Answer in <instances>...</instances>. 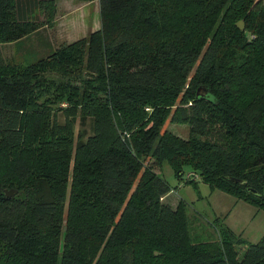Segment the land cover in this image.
<instances>
[{
    "label": "trees",
    "instance_id": "trees-1",
    "mask_svg": "<svg viewBox=\"0 0 264 264\" xmlns=\"http://www.w3.org/2000/svg\"><path fill=\"white\" fill-rule=\"evenodd\" d=\"M97 2L98 30L32 64L0 49V264H264V235L238 259L217 218L195 242L156 173L264 209V0ZM55 16L54 0H0V46Z\"/></svg>",
    "mask_w": 264,
    "mask_h": 264
},
{
    "label": "rangeland",
    "instance_id": "rangeland-1",
    "mask_svg": "<svg viewBox=\"0 0 264 264\" xmlns=\"http://www.w3.org/2000/svg\"><path fill=\"white\" fill-rule=\"evenodd\" d=\"M78 2L77 0L67 2L54 0L56 6L54 28L48 26L47 30L41 31L38 35L29 37L24 41L1 45V53L6 63L12 65L32 64L60 45L84 38L100 27L97 0L88 3L84 9L74 11L72 4L78 7L81 3ZM39 14L41 15V13ZM74 19L76 22L78 21L76 26H74L76 22L70 26L65 25ZM43 32H48V35L45 37ZM43 38L51 39V47L46 50L40 49L41 46L37 45ZM62 107H65V104ZM56 119L58 124L64 123V116L61 113L57 114ZM163 130H167L184 140L189 138V126L186 124H171L167 120ZM72 131L75 137L84 132L83 140H86L92 136V121L87 119L81 125L80 121L77 120L72 126ZM156 173H159L167 181L171 189V192L164 196L163 202L171 208H175L180 201L186 204V212L191 221L195 242L216 240L213 226L217 224V219H219L221 224L245 241V244L237 246L238 259H241L249 245L256 244L264 235V209L258 210L254 204L237 199L219 189L211 190L208 185L200 180L194 179L191 181L195 183H186L187 174L185 173L181 179L177 178L166 162L162 164L160 169H156Z\"/></svg>",
    "mask_w": 264,
    "mask_h": 264
},
{
    "label": "crops",
    "instance_id": "crops-1",
    "mask_svg": "<svg viewBox=\"0 0 264 264\" xmlns=\"http://www.w3.org/2000/svg\"><path fill=\"white\" fill-rule=\"evenodd\" d=\"M61 1H64V2H67V1H69V0H61ZM75 1V0H74ZM77 2H78V0H77ZM79 3V2H78ZM73 6H72V8H74L73 10L75 11V10H79V9H84L86 6H88V3H83V2H81L80 4H79V6L78 7H75V5L74 4H72ZM74 22H76V20L74 19V20H71V21H69L67 24H65V25H67V26H70L72 23H74ZM77 23H78V21L74 24V26H76L77 25ZM54 24L55 23H53L52 24V29L54 28ZM64 25V26H65ZM73 26V27H74ZM47 28L48 27H43L42 29H40L38 32H36V33H34L33 35H31L30 37H32V36H36V35H38L41 31H44V30H47ZM99 29V27L96 29V30H98ZM43 34L45 35V37H46V35H48V32H43ZM67 42V41H66ZM51 39L49 38V39H46V38H43L42 39V41L41 42H39V43H37V45H39V46H41V47H39L40 49H42V50H46V49H48L49 47H51ZM66 44H68V43H66ZM50 45V46H49Z\"/></svg>",
    "mask_w": 264,
    "mask_h": 264
},
{
    "label": "water",
    "instance_id": "water-1",
    "mask_svg": "<svg viewBox=\"0 0 264 264\" xmlns=\"http://www.w3.org/2000/svg\"><path fill=\"white\" fill-rule=\"evenodd\" d=\"M237 26H238V28L240 29V30H244V26H243V23L242 22H239L238 24H237ZM207 93V91H201L200 89H198V91H197V95H202V96H204L205 94ZM234 182H239V183H244L243 181H239V180H233ZM247 192H249L250 194H252V195H258V193L256 192V191H254V190H251V189H247ZM16 192L14 191V190H9V191H6L5 192V194H6V196L8 197V198H10V197H13L14 196V194H15Z\"/></svg>",
    "mask_w": 264,
    "mask_h": 264
},
{
    "label": "built area",
    "instance_id": "built-area-1",
    "mask_svg": "<svg viewBox=\"0 0 264 264\" xmlns=\"http://www.w3.org/2000/svg\"><path fill=\"white\" fill-rule=\"evenodd\" d=\"M186 177H188L189 179H190V178H196V176L193 175V174H189V175H187Z\"/></svg>",
    "mask_w": 264,
    "mask_h": 264
}]
</instances>
